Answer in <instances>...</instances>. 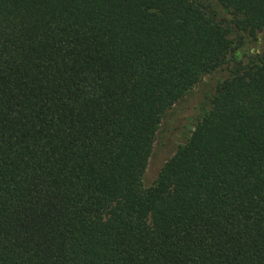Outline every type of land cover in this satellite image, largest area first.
I'll return each mask as SVG.
<instances>
[{"label":"trees","instance_id":"trees-1","mask_svg":"<svg viewBox=\"0 0 264 264\" xmlns=\"http://www.w3.org/2000/svg\"><path fill=\"white\" fill-rule=\"evenodd\" d=\"M263 29L264 0H0V264H264Z\"/></svg>","mask_w":264,"mask_h":264},{"label":"rangeland","instance_id":"rangeland-1","mask_svg":"<svg viewBox=\"0 0 264 264\" xmlns=\"http://www.w3.org/2000/svg\"><path fill=\"white\" fill-rule=\"evenodd\" d=\"M264 52V29L257 33L254 38L244 37L236 49L235 57L237 60L245 62L249 56L255 54H262ZM222 72L212 74L210 76L203 77L201 84L198 88L194 89V96L189 99L186 109L181 113H174L170 115L159 129V134L156 140V145L153 151V155L150 159L148 167L145 171V180L149 181L153 178L163 154L171 152L176 143L181 141L186 133V126H188V120L183 121L186 114L194 113L195 107L199 102V98L202 97L201 93L212 87L217 79L223 77ZM188 106V107H187Z\"/></svg>","mask_w":264,"mask_h":264}]
</instances>
